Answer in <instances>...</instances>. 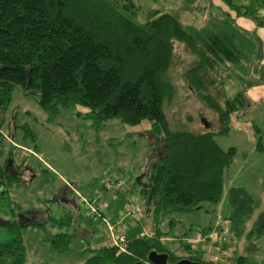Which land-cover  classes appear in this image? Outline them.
I'll use <instances>...</instances> for the list:
<instances>
[{
  "label": "trees",
  "instance_id": "trees-1",
  "mask_svg": "<svg viewBox=\"0 0 264 264\" xmlns=\"http://www.w3.org/2000/svg\"><path fill=\"white\" fill-rule=\"evenodd\" d=\"M256 1L264 4V0H249L234 9L238 14H253L261 25L264 16L254 14ZM225 2L232 5V0ZM137 14L133 0H0V109L19 85L26 93L33 92L39 106L53 114L59 107L82 105L87 108L84 116L95 123L111 118L131 126L149 121L157 148L146 185L140 183L139 204L143 214L152 218L153 232L144 233L141 219L129 226L118 243L88 247L83 264L148 263L152 250L166 253L168 263L182 258L207 262L197 255H178L174 244L163 239L161 227L172 214L195 211L204 202L215 204L221 198L223 172L232 163L235 148L222 150L214 137L226 135L233 119L245 113L249 105L245 88L264 83L261 45L236 25L196 29L181 25L167 12L149 11L144 21ZM256 42L253 55L247 56ZM179 45L181 50L176 52ZM243 62L248 64V75H244L245 67L237 68ZM232 78L237 84L227 87ZM185 87L216 113L214 129L205 120L201 131L171 127L163 105ZM250 128L255 149L262 151L261 131L254 124ZM2 155L0 148V199L7 187L21 182V166H16L13 152L1 162ZM226 201L230 211L223 219L218 217L223 222L217 229L227 230L225 239L217 243L224 252L230 232H240L259 198L242 186H233L227 189ZM66 219L71 224L69 212ZM215 219L208 229L189 230L170 241L195 252L202 245L194 248L184 238L210 232ZM175 222L169 218L170 228ZM8 225L16 235L0 241V264H27L19 229L28 223L13 220ZM69 235L61 232L48 240L62 250ZM244 260L241 255L235 263Z\"/></svg>",
  "mask_w": 264,
  "mask_h": 264
},
{
  "label": "rangeland",
  "instance_id": "rangeland-1",
  "mask_svg": "<svg viewBox=\"0 0 264 264\" xmlns=\"http://www.w3.org/2000/svg\"><path fill=\"white\" fill-rule=\"evenodd\" d=\"M133 1L138 8L139 21H144L149 11L158 10L169 13L181 25L196 29L236 25L227 11L213 0H199V3L197 0ZM260 2H254L256 16L264 14V5ZM258 28L246 32L258 39ZM254 47L247 56L253 55L258 43ZM180 48L177 46L176 52ZM246 64L243 62L237 67H245L244 75H248ZM234 74L237 75L233 70ZM227 83V87L237 84L234 78ZM175 92V98L166 100L163 105L173 129L201 131L204 120L212 129L216 127V113L205 107L192 92L186 87ZM86 110L85 106L75 105L59 107L53 114L39 106L33 92L26 93L19 85L14 87L7 106L0 109L1 162L13 152L16 166H21L18 174L21 182L7 187L4 198L0 199V241H8L16 235L9 230L8 222L28 223L19 229L27 264H83L88 247L118 243L129 226L141 219H144V233L153 232V220L145 212L141 216L127 215L119 219L129 207L142 203L140 185H146L149 163L157 148L150 122L144 120L131 126L111 118L95 123L84 116ZM246 168L249 169L246 176L250 175L247 187L251 185L258 191L259 203L240 232H230L228 248L223 251L225 258L217 264H236L241 255L245 260L240 264H264V168L251 165ZM246 176L242 173L239 179ZM260 177L262 182H259ZM59 197L72 200V205H78L77 209H71ZM229 211L227 201L221 211L214 203L204 202L198 210L172 214L161 227L163 239L174 244L178 255H197L204 260L206 249L200 247L194 252L170 240L178 239L189 230L208 229L214 215L216 219H220L219 216L223 219ZM68 212L73 218L71 224L66 219ZM169 218L176 220L172 228ZM116 220H119L118 230L116 236L111 237L104 221ZM259 220L263 225L260 228ZM66 231L72 235L68 237L67 248L59 250L48 237Z\"/></svg>",
  "mask_w": 264,
  "mask_h": 264
},
{
  "label": "crops",
  "instance_id": "crops-1",
  "mask_svg": "<svg viewBox=\"0 0 264 264\" xmlns=\"http://www.w3.org/2000/svg\"><path fill=\"white\" fill-rule=\"evenodd\" d=\"M213 1L216 5H219L222 10L227 11L226 14L230 19H233L236 26L241 27L245 31L259 27L260 38L257 36L261 45V58L259 62L264 64V23L258 25L253 14L248 16L238 14L234 7L246 5L249 3V0H232L233 6H229L225 0ZM196 2L199 3V0ZM190 5L191 9H193V2ZM263 16L264 14L257 17L262 18ZM245 96L249 101L245 113L233 119L231 128L226 135H218L214 137L216 144L222 150L225 151L231 147L235 148L232 163L223 172V189L221 198L215 203L220 211L222 205L226 201V192L229 187L243 186V188L252 196L258 197L259 195L258 191L252 188L251 185L250 187H247L250 183L248 179L250 175L248 177L246 176V172L249 171V169L246 168V165L247 167L251 165L252 167L254 166V168H264V149L262 151L255 149L254 132H252L250 128V126L254 124L261 131V143L264 148V83H257L245 88ZM242 173H244L246 177L239 179V175ZM259 182H262L261 177ZM62 198L64 197H59L58 199L63 201ZM70 206L77 209L78 205ZM99 214L103 216L101 213ZM214 216V218H216L217 215ZM203 245L206 250H209L208 246L210 243Z\"/></svg>",
  "mask_w": 264,
  "mask_h": 264
},
{
  "label": "built area",
  "instance_id": "built-area-1",
  "mask_svg": "<svg viewBox=\"0 0 264 264\" xmlns=\"http://www.w3.org/2000/svg\"><path fill=\"white\" fill-rule=\"evenodd\" d=\"M142 214H143V209L141 208L140 205H138V203H136L134 206L129 207V209L126 211L124 216H121L119 219H123L127 215L130 217H135V216H141ZM104 222L107 226V229L111 232L112 237H115L116 235H114V232L118 230L119 220H116L115 222L112 223L107 221ZM222 222L223 221H221L220 219H215L211 225L210 232L202 236L200 234H196V235L186 236L184 238V241L191 244L194 248L198 244L204 247L203 242H208L210 243V245L215 244L214 248L211 247L212 249L206 250L204 253V260H206L207 262L217 263L218 261L224 260L225 258L223 251L217 244V243L220 244L221 241L225 239V235L227 232L226 228H220L219 230H217Z\"/></svg>",
  "mask_w": 264,
  "mask_h": 264
},
{
  "label": "water",
  "instance_id": "water-1",
  "mask_svg": "<svg viewBox=\"0 0 264 264\" xmlns=\"http://www.w3.org/2000/svg\"><path fill=\"white\" fill-rule=\"evenodd\" d=\"M208 124L206 123V126ZM148 263L144 262H135L133 264H217L212 262H203V261H192L188 258L179 259L173 263H168L166 253H158L155 250H152L148 253Z\"/></svg>",
  "mask_w": 264,
  "mask_h": 264
},
{
  "label": "flooded vegetation",
  "instance_id": "flooded-vegetation-1",
  "mask_svg": "<svg viewBox=\"0 0 264 264\" xmlns=\"http://www.w3.org/2000/svg\"><path fill=\"white\" fill-rule=\"evenodd\" d=\"M65 200H66V204H69L70 203L69 205H72V203H73L72 200H68L67 198H65Z\"/></svg>",
  "mask_w": 264,
  "mask_h": 264
}]
</instances>
